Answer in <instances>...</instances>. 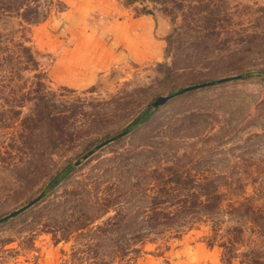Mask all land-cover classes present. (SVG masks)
<instances>
[{"label": "rangeland", "instance_id": "rangeland-1", "mask_svg": "<svg viewBox=\"0 0 264 264\" xmlns=\"http://www.w3.org/2000/svg\"><path fill=\"white\" fill-rule=\"evenodd\" d=\"M114 1L164 55L93 80L81 0H0V264H264V0Z\"/></svg>", "mask_w": 264, "mask_h": 264}, {"label": "crops", "instance_id": "crops-1", "mask_svg": "<svg viewBox=\"0 0 264 264\" xmlns=\"http://www.w3.org/2000/svg\"><path fill=\"white\" fill-rule=\"evenodd\" d=\"M81 6L87 8L86 16L92 20H88L87 30L83 29L87 33L84 38L71 40V52L75 53L71 61L86 78L95 80L100 72L131 60L163 57L164 29L153 17L132 16L114 0H81ZM75 50H84L82 56L80 53L78 57ZM65 64L58 59V68ZM57 81L63 82L61 77Z\"/></svg>", "mask_w": 264, "mask_h": 264}, {"label": "trees", "instance_id": "trees-1", "mask_svg": "<svg viewBox=\"0 0 264 264\" xmlns=\"http://www.w3.org/2000/svg\"><path fill=\"white\" fill-rule=\"evenodd\" d=\"M215 84H216L215 82H209L202 84L201 87L214 86ZM137 124H139L138 120L133 122L130 126H128V128L125 130L126 131L125 133L131 131ZM215 198H219V197H215ZM193 204L195 206H199V208H201L202 211H207V212H212L215 209L216 210L222 209V206H220V201H218V199H215L214 201H212V203L211 201L207 200V201H200L197 204L195 203ZM185 207L189 208L188 205H184V207H180L179 209H177L174 215L167 216V218H170L172 220L171 222L177 221L178 219L182 218L186 210ZM240 208L242 209L243 217L247 219L248 222L251 223L256 228V231L259 232V234H264V215H262L258 211H255L254 207L249 203V201L244 204H241ZM240 233L241 232L239 231V234ZM242 240H243L242 238H237L235 236L234 237L232 236V239L230 240V244H231L230 246L233 247L237 243H242Z\"/></svg>", "mask_w": 264, "mask_h": 264}, {"label": "water", "instance_id": "water-1", "mask_svg": "<svg viewBox=\"0 0 264 264\" xmlns=\"http://www.w3.org/2000/svg\"><path fill=\"white\" fill-rule=\"evenodd\" d=\"M194 88H197V87H190V88H185L183 90H181L179 93H184L186 91H189L191 89H194ZM170 99V97H160L157 99V101L153 104L154 107H157V106H160V105H163L165 104L168 100ZM25 210V208L21 209L19 212ZM18 213V212H17ZM14 215V214H13Z\"/></svg>", "mask_w": 264, "mask_h": 264}]
</instances>
